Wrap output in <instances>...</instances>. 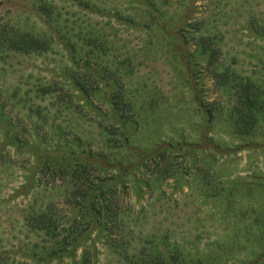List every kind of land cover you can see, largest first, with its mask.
Listing matches in <instances>:
<instances>
[{
  "label": "rangeland",
  "instance_id": "374dc122",
  "mask_svg": "<svg viewBox=\"0 0 264 264\" xmlns=\"http://www.w3.org/2000/svg\"><path fill=\"white\" fill-rule=\"evenodd\" d=\"M49 1L59 7L62 15L63 27L56 32L58 35L75 41L73 33L85 27L116 35L118 58L119 51L128 49L134 53V62L139 63L134 74L125 78L138 123L131 128L126 123L118 134L119 141L128 135L132 147L140 146L143 152L163 142L176 147L200 143L207 110L213 108L216 118L209 137L223 149L233 151L218 154L212 148L185 147L174 150L166 162L148 161L137 168L127 176L125 186L120 185L111 195L118 201L127 226L107 232L108 237H101L95 248L80 247L78 257L86 252L89 264H133L113 240L133 252L148 239L155 240L154 251L156 247L165 249V243L180 241L187 251L199 248L222 251L237 260L252 258L250 253L264 248V242L255 238V229L247 231L256 214L249 211L245 215L242 210L249 203L258 206L264 201V187L248 185L252 195L243 192L246 196L236 193L235 197L230 196L229 189L247 186L237 185L239 178L249 184L264 180V125L259 119L254 134L244 137L230 130L228 110L222 111L220 106L230 108L234 97L225 95L226 91L217 86L210 65L212 57L202 53L198 37H208L213 42L212 47L219 52L215 64L220 69L228 65L243 77L258 78L261 75L255 72L264 74V0H97L106 16L92 14L78 6L76 0ZM40 11L34 0H2L0 5L4 21L22 31L51 36L54 32ZM67 11L70 13L66 15ZM71 14L85 22L80 26V20V27L72 24ZM64 18H69L70 23L65 25ZM180 41L187 49L191 79L178 59V43H172ZM80 48L81 54L90 51L86 45ZM74 71L84 77L89 75L88 69L77 70L71 64L69 47L53 38L46 51L13 52L0 58L1 101L18 124L10 128V133L26 139L25 145L17 148L8 144L0 130V264H34L23 253L30 254L35 243L41 245V237L29 232L24 221V210L30 202L36 200L38 204L50 194L40 188V164L34 150L41 151L46 146L39 138L41 133L50 134L48 143L53 148L61 140L55 134L57 127L73 129L82 136L84 145L90 143L88 149L92 148L95 155L103 154L110 161L122 160L126 164L136 161L129 150L108 147L99 125L105 119V125L123 123H118L117 112L110 104L114 89L103 83L100 91L88 97L76 86ZM192 82L202 107L195 100ZM47 86L51 93L42 95ZM46 113L49 116L45 120ZM41 121H46L45 127ZM28 131L34 136L26 134ZM84 145L78 146L77 152L89 154ZM159 171H163L160 179ZM256 209L264 212V207ZM98 233L96 230L93 238ZM216 241L223 244L216 245ZM69 262L65 258L53 264Z\"/></svg>",
  "mask_w": 264,
  "mask_h": 264
},
{
  "label": "trees",
  "instance_id": "16d2710c",
  "mask_svg": "<svg viewBox=\"0 0 264 264\" xmlns=\"http://www.w3.org/2000/svg\"><path fill=\"white\" fill-rule=\"evenodd\" d=\"M36 8L45 15V22L53 31L51 36L36 35L31 32L22 31L12 24L4 21L0 14V58L4 59L10 53H30L42 52L49 49V45L53 40L58 39L61 43L69 47L71 53V64L77 70H89L88 76H82L77 71L74 78L76 86L83 90L88 97H92L96 92L100 91L99 87L105 83L111 86L113 90L112 97L114 101H110L113 111L117 112L118 123L105 125L107 119L99 121L100 127L104 130L108 147L127 149L136 158V161L125 163L122 160L110 161L106 155H95L94 151L88 145H84L81 135L73 129H66L62 126L56 128L55 134L61 137L57 143L51 148L49 133H41L39 138L44 141L45 148L41 151L35 150L37 163L39 166V175L41 178L40 188L44 191H49V197L41 199L40 203L36 200L30 202L26 210H24L25 227L29 232H35L41 237L40 243H35L33 248L29 250L30 254L23 253L24 256H29L34 264H53L56 260L69 259V264H89L86 261V252L78 257V249L80 247L95 248L96 242L101 240V237H108L107 232L111 233L115 228H125L128 224L121 218L123 214L118 201L112 199L117 193L119 186L125 183V179L137 168H141L148 161L160 160L161 162L168 161L174 150L189 148L193 150H204L212 148L218 154L233 153L232 150L223 149L221 145L210 139L209 133L212 131L213 121L216 118V109L209 108L208 118L205 129L201 133L200 143H183L174 146L172 143H161L156 148L149 152H143L140 146H134L129 142L128 135H125L121 141L117 138L120 134V129L129 124V127L137 125L138 121L134 120L136 116L135 102L130 99V94H127L125 87V78L132 76L135 72L134 53L126 49L123 53L119 51V58L116 54L119 50V45L115 46L117 36L104 34L101 31L98 33L91 27L78 29L76 40L66 39L56 32H60L63 27L60 23L62 15L58 10V6L49 0H34ZM2 0H0V5ZM78 6L91 11L92 14L106 16L102 14V7L97 3V0H76ZM150 6H154L152 2ZM58 11V13L55 12ZM66 15L70 12H65ZM72 24L80 26L85 22L80 16L71 14ZM117 17V16H115ZM118 18V17H117ZM99 22V21H98ZM70 23L69 18H64V24ZM88 25V24H87ZM79 26V27H80ZM166 29V28H165ZM171 29V28H170ZM70 31V30H68ZM172 34V33H169ZM112 36V37H111ZM178 43L177 49L180 50L179 60L183 70H185L188 79H191L192 68L190 60L186 58L187 49L184 44ZM170 43V47H172ZM89 46L90 51H85L81 54V46ZM213 42L208 37H198V46L202 48V53L212 57L210 62L214 70L213 78L220 89L226 91L228 96L234 97L233 105L226 107L220 106L222 111L229 113V123L231 131L237 135L254 134L255 128L259 124V119L264 125V74L255 72L256 75H261L258 78L250 76L243 77L239 73L232 71L228 65L221 66L215 64V58L219 53L217 49L212 47ZM150 52V51H149ZM178 54V51L175 52ZM113 57V58H111ZM118 58V59H117ZM258 73V74H257ZM191 90L194 92L195 100L200 107L203 106V101L197 98L195 83H191ZM100 88V89H99ZM48 95L51 93L49 86L44 87ZM129 93V92H128ZM2 92L0 91V130L6 135L8 144L14 145L17 148H22L25 145L26 139H22L19 135L10 133V128L18 124L14 121L13 116L6 112L5 103L1 101ZM130 97V98H129ZM217 104V103H216ZM38 111H42L41 107L37 106ZM34 107H32V110ZM220 115V114H219ZM42 116V113H41ZM46 113L44 118L48 117ZM21 120V119H19ZM125 122V123H124ZM45 127L46 121H41ZM127 123V124H126ZM30 137L34 136V132ZM64 133V134H63ZM63 137V138H62ZM242 137V138H243ZM6 143V142H5ZM7 144V143H6ZM84 145L89 154L84 155L77 152V147ZM251 145H247L250 147ZM241 148V147H240ZM168 171V170H167ZM113 172V173H112ZM163 171H159L157 178L160 179ZM166 174V173H165ZM169 176V175H167ZM259 182V181H258ZM236 184L242 186L247 185L243 189L230 190V196L235 197L236 193L252 192L248 185L264 187V180L257 184L246 183L244 180L237 179ZM226 190V189H225ZM243 195L246 196L244 193ZM63 197V200H61ZM252 197V196H251ZM264 201H260L258 206L252 203L242 210V214L253 212L256 214L255 220L249 225L247 231L255 229V235L259 241L264 242V212L256 209L264 207ZM59 203V206H58ZM263 203V204H262ZM66 208V210H65ZM127 226V225H126ZM98 231V235L93 238L92 234ZM155 240L145 239L141 242V246L135 247L133 252L124 248L123 245L117 243L114 239L113 243L117 249H120L126 260L133 264H264V248L258 252H252L250 259L237 260L234 257L223 253L222 251L212 252L197 248L195 251H187L182 243H165V249H155ZM226 243V242H225ZM216 245H221L220 241L214 242ZM125 247H128L124 244ZM41 247V250L38 249ZM95 257V255L93 254ZM254 256V257H253Z\"/></svg>",
  "mask_w": 264,
  "mask_h": 264
}]
</instances>
